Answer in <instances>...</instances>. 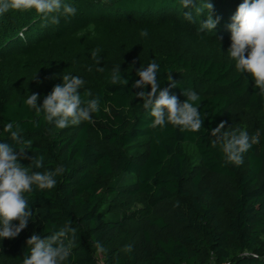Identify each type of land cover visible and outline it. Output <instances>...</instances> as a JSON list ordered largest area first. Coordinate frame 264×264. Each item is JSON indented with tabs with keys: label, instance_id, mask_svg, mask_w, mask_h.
Segmentation results:
<instances>
[{
	"label": "trees",
	"instance_id": "trees-1",
	"mask_svg": "<svg viewBox=\"0 0 264 264\" xmlns=\"http://www.w3.org/2000/svg\"><path fill=\"white\" fill-rule=\"evenodd\" d=\"M65 2L77 11L61 15L58 24L34 10L0 16V58L33 57L51 40L62 41L71 28L123 21L139 31L172 24L195 42L229 43L228 26L243 0H210L213 18H220L214 34L199 31L207 10L199 16L193 10L189 22L180 0ZM204 2L197 0V7ZM151 62L160 65L164 87L169 74L177 84L170 95L181 102L185 89L200 95L205 119L199 132L152 126L141 89L132 87L136 72ZM125 65L118 69L127 84L114 83L111 71L81 89L101 98V111L66 129L37 116L25 105V95L0 86V140L29 157L42 156L45 169H64L52 190L30 194L33 221L0 244V264H22L33 233L49 234L65 223L73 230L69 264H264V129H246L261 137L240 166L225 162L211 135L221 123L223 131H236V107L264 115V94L234 63L216 57H189L173 49L137 68ZM57 85L50 84L47 95ZM7 122L24 129L19 141L2 132Z\"/></svg>",
	"mask_w": 264,
	"mask_h": 264
},
{
	"label": "clouds",
	"instance_id": "clouds-1",
	"mask_svg": "<svg viewBox=\"0 0 264 264\" xmlns=\"http://www.w3.org/2000/svg\"><path fill=\"white\" fill-rule=\"evenodd\" d=\"M180 3L186 10L184 19L189 22H194L193 10L199 16L206 9L207 15L199 21V31L214 34L220 18H213L210 0H205L202 7H197V0H180ZM31 10L54 24L60 22L61 15L72 16L77 11L65 0H0V16L10 11ZM228 30L231 33L228 54L235 61L236 69L250 76L255 87L264 94V0H243L232 16ZM140 35L146 38L149 32L144 29ZM120 73V69L113 70L112 81L127 84ZM159 75L160 65L151 62L136 72L138 80L132 85L141 89L138 95L142 108L153 118L152 126L164 128L171 124L181 131L199 132L205 119L199 111L200 95L195 90L185 89V99L181 102L177 96L170 95L171 88L177 87L171 74L167 77L168 87L160 83ZM84 84L80 76L65 75L62 83L55 86L50 94L45 97L29 94L24 103L37 116L59 129L77 126L91 121L93 115L101 111L100 97L90 89L81 93ZM149 86L150 92L144 91ZM40 99L42 104H38ZM224 128L225 124L221 123L211 132L216 137L213 147L219 146L226 163L240 166L244 163V154L260 142L261 133L257 131L250 136L245 129L228 132L223 131ZM23 131L22 126L15 122H7L2 128L10 141H19ZM25 153L12 143L0 140V244L18 237L33 221L30 194L52 190L64 171L61 167L45 169L42 156L29 157ZM25 159L30 160V165L22 163ZM14 221L18 223L14 224ZM72 238L73 230L68 223L59 228L53 226L49 234L33 233L26 242L28 251L22 264H69L72 249L68 241Z\"/></svg>",
	"mask_w": 264,
	"mask_h": 264
},
{
	"label": "rangeland",
	"instance_id": "rangeland-1",
	"mask_svg": "<svg viewBox=\"0 0 264 264\" xmlns=\"http://www.w3.org/2000/svg\"><path fill=\"white\" fill-rule=\"evenodd\" d=\"M147 31L148 37H142L141 31L127 21L95 24L84 30L71 28L62 41L51 40L40 48L38 55L0 58V86L26 97H45L49 85L61 84L65 75L80 76L84 86H93L126 63L137 68L143 60L160 57L173 49L189 57H216L235 64L228 54L231 42H195L176 31L172 24L156 25ZM42 103L40 99L38 104ZM233 115L232 130L264 129L262 114L236 107Z\"/></svg>",
	"mask_w": 264,
	"mask_h": 264
}]
</instances>
